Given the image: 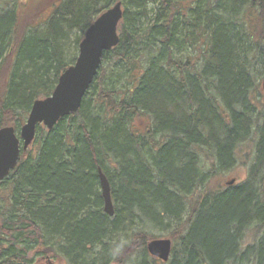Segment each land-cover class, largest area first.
Segmentation results:
<instances>
[{
    "label": "trees",
    "instance_id": "obj_1",
    "mask_svg": "<svg viewBox=\"0 0 264 264\" xmlns=\"http://www.w3.org/2000/svg\"><path fill=\"white\" fill-rule=\"evenodd\" d=\"M39 1L0 0V129L19 132L99 15L120 2L123 17L80 109L37 126L0 182V264L43 252L67 264H264V94L251 74L261 63L264 75V0H55L46 17ZM248 146L246 179L218 183ZM154 232L172 242L166 263L146 251Z\"/></svg>",
    "mask_w": 264,
    "mask_h": 264
},
{
    "label": "water",
    "instance_id": "obj_2",
    "mask_svg": "<svg viewBox=\"0 0 264 264\" xmlns=\"http://www.w3.org/2000/svg\"><path fill=\"white\" fill-rule=\"evenodd\" d=\"M123 17L122 4L113 5L99 15L86 30L78 45L75 62L58 78L57 84L45 99L36 100L17 133L13 127L0 129V182L15 170L20 154L32 144L39 125L51 130L59 120L75 114L81 107L83 97L96 77L102 56L119 43L117 28ZM264 93V77L261 82ZM99 173L103 211L109 217L114 214L110 186L104 175ZM234 180L226 183L233 186ZM172 242L169 239H154L147 243L149 256L166 263L170 257Z\"/></svg>",
    "mask_w": 264,
    "mask_h": 264
},
{
    "label": "rangeland",
    "instance_id": "obj_3",
    "mask_svg": "<svg viewBox=\"0 0 264 264\" xmlns=\"http://www.w3.org/2000/svg\"><path fill=\"white\" fill-rule=\"evenodd\" d=\"M54 1L55 0H50L49 3L46 4V6H48V5L49 6L46 7L44 5L45 9L42 8L40 10V12H46L45 15H43L44 17H46V15H48V13L50 11L48 8L50 7V4H52ZM27 2H30L33 5L32 7H34V8L39 7L42 3L39 0H27ZM148 18H150V16H147L146 18L143 19L142 24L144 26L148 23ZM118 36H119V34H118ZM71 40H73L72 37L70 38V42H71ZM75 53H76L75 58H77L78 46H76V47L72 46L71 55L75 54ZM261 69H262L261 63H255L253 66V70L251 71L252 76L255 77L254 79L255 80L257 79L255 81V83H259L260 86H261V80L264 77V75L263 76L261 75ZM259 77H260V79H258ZM251 148H252V146H248L244 149V151L242 153L238 154L237 155L238 160L235 163V167H233L230 170L220 172L216 181L222 185L229 182L230 180H234L235 183L244 181L246 179L248 166L250 164L248 162L247 154H249V152L251 153V151H252ZM168 234H169V232H168ZM153 236L157 237L159 239H169L167 233L154 232ZM32 260H33L32 264H67L63 259L59 258L58 256L51 257L50 254H48L46 252L44 253V255L41 254L37 257H33Z\"/></svg>",
    "mask_w": 264,
    "mask_h": 264
},
{
    "label": "flooded vegetation",
    "instance_id": "obj_4",
    "mask_svg": "<svg viewBox=\"0 0 264 264\" xmlns=\"http://www.w3.org/2000/svg\"><path fill=\"white\" fill-rule=\"evenodd\" d=\"M43 253H45V252H43Z\"/></svg>",
    "mask_w": 264,
    "mask_h": 264
}]
</instances>
